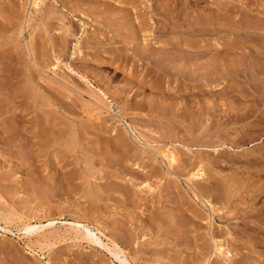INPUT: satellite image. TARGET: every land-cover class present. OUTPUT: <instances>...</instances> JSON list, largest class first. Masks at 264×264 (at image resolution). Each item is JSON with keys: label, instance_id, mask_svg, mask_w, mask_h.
Returning a JSON list of instances; mask_svg holds the SVG:
<instances>
[{"label": "rangeland", "instance_id": "374dc122", "mask_svg": "<svg viewBox=\"0 0 264 264\" xmlns=\"http://www.w3.org/2000/svg\"><path fill=\"white\" fill-rule=\"evenodd\" d=\"M40 1L0 0V130L16 118L19 126L8 149L0 134V225L8 219L16 235L0 233V264H119L75 239L69 225L79 220L102 230L133 264H264V0ZM81 2L86 6L69 15ZM161 4L177 10L166 15ZM93 6L104 15L111 6L109 17L129 31L80 11ZM142 22L150 28L142 31ZM145 37L158 49L171 40L170 52L185 56L183 72L174 54L169 75L138 62ZM163 102L169 108L162 114L156 109ZM53 127L77 138L64 159L65 139L40 147ZM41 133L33 147V134ZM117 134L126 135L134 158L116 159ZM168 149L187 167L179 171L177 163L179 172L166 175L160 153ZM199 163L211 180L189 182ZM68 173L76 177L71 191L59 188ZM196 182L220 186V193L202 194L219 211L213 230L194 201ZM52 221L33 237L18 231L26 222ZM212 234L231 257L211 249L202 257Z\"/></svg>", "mask_w": 264, "mask_h": 264}, {"label": "bare ground", "instance_id": "6f19581e", "mask_svg": "<svg viewBox=\"0 0 264 264\" xmlns=\"http://www.w3.org/2000/svg\"><path fill=\"white\" fill-rule=\"evenodd\" d=\"M37 1H39V0H34V4L35 5H37ZM42 1V0H41ZM40 1V2H41ZM112 1H114V0H112ZM145 1V0H144ZM144 1H141L142 3H144ZM150 1V0H149ZM151 1H153V0H151ZM133 2V1H132ZM257 2H258V0H257ZM141 3V4H142ZM177 3V2H176ZM243 3V2H242ZM71 5V4H70ZM78 7L76 8V9H74V10H72L70 13H69V15H74V12L75 11H78L80 8H81V6H86L83 2H81V4H78L77 5ZM103 6V5H102ZM80 7V8H79ZM94 7V6H93ZM88 8V7H87ZM86 7L85 8H82L80 11H82V12H84V11H87V13L88 14H90V16H92V17H94L95 19H107L106 20V24L110 27V28H114V27H118V28H123V29H126V30H124V31H129L128 29L130 28L129 27V24H127L126 22H123V23H121V21H119L118 19H112V18H110L109 17V13L108 12H110L111 11V6H105V7H103L104 9H106V14L104 15L103 13L104 12H102L100 9V7L98 6L97 8H89L88 10H85V9H87ZM157 8L159 9V11L160 12H162V13H164V14H166V15H169V16H173L174 15V13L176 12V8L174 7V6H168V5H163V4H161V5H158L157 6ZM64 9V8H63ZM68 11V10H67ZM185 11V10H184ZM85 13V12H84ZM111 13V12H110ZM182 13V12H181ZM101 14H103V15H101ZM55 16V15H54ZM169 16H167V17H169ZM129 18V17H128ZM216 22V21H215ZM147 24V23H146ZM146 24H144L143 22H142V24H141V27H140V29L142 30V31H144V30H147L148 28H150V27H148V24L146 25ZM164 26V29L166 30V29H168V26L167 25H163ZM129 27V28H128ZM118 28H117V30H118ZM53 31V30H52ZM70 30H66V34L69 32ZM121 30H119V32H120ZM59 33L61 32V31H58ZM150 32V31H149ZM148 34V33H147ZM146 34V35H147ZM55 35H56V33H55ZM55 35H54V37H55ZM69 35H70V33H69ZM150 35V34H149ZM152 35V34H151ZM124 38H127L128 39V42H132L133 40H134V42H136V40H135V38L136 37H129V35H126ZM60 39V38H59ZM66 40V39H65ZM65 40H64V37H61V39L59 40L60 41V43H61V45H63L64 47L66 46V44H65ZM67 42V41H66ZM56 43H58V41H56ZM158 43L156 42H154V39H151V37L149 38H144V46L143 47H140V48H138V50H137V52H136V58L138 59V62L140 61V62H143V63H146L147 62V64L148 65H152L153 67H155L157 70H159V71H161V72H163V73H165V74H168V71H170V70H168L169 69V64H170V58H171V55H173L174 53H171L170 52V50H171V48H172V42H171V40H169V39H167L166 40V47L165 48H162V49H158V47L156 48L155 46L157 45ZM88 47V46H87ZM155 47V48H154ZM156 49V50H155ZM105 51V50H104ZM107 52V51H106ZM181 53V52H180ZM42 54V53H41ZM183 54L181 53L180 55H179V53L177 54V53H175L173 56H172V61L174 62V60H178V63H177V65L175 66L176 68H178V71L179 72H181L182 71V67H183V62H184V58H185V56H184V58H183V56H182ZM182 56V57H181ZM98 58V57H97ZM120 58V57H119ZM9 59V58H8ZM215 59V61H217V57H215L214 58ZM114 61H116V58H114ZM146 61V62H145ZM96 62H100V64H103V62L100 60V59H97L96 60ZM127 62V61H126ZM114 64V63H113ZM138 64V63H137ZM216 64V63H215ZM3 65V64H2ZM5 65H6V63H5ZM16 65H17V63H16ZM135 65H136V63H135ZM14 66V65H13ZM174 66H173V68H175ZM16 68H17V66H16ZM175 68V72H177V69ZM7 69V68H6ZM5 69V70H6ZM181 69V70H180ZM3 71L4 73H6L7 71ZM10 72V71H9ZM14 72V71H13ZM172 72V71H171ZM173 72H174V70H173ZM172 72V73H173ZM174 72V73H175ZM183 72V71H182ZM8 73V72H7ZM6 73V74H7ZM169 74H171V73H169ZM168 74V75H169ZM159 75V74H158ZM176 75V74H175ZM10 76V75H9ZM8 76V77H9ZM82 76V75H81ZM173 76V75H172ZM178 76H179V74H178ZM5 77V76H4ZM181 77H183L182 76V74H181ZM180 77V78H181ZM11 78H12V76H11ZM15 79V78H14ZM82 79H84V80H88L87 79V77L85 76H82ZM13 80V79H12ZM132 80V79H131ZM8 82V81H7ZM90 81H88V83H89ZM141 82V81H140ZM129 85H131V84H133V83H135L134 81H129V82H127ZM142 83H146L145 82V79H143V81H142ZM140 84V83H139ZM137 85H138V83H137ZM140 86V85H139ZM129 88V87H128ZM132 88V87H131ZM123 92V91H122ZM160 92V91H159ZM26 93V92H25ZM18 94V93H17ZM102 94H103V92H102ZM104 96V95H103ZM106 96V95H105ZM133 96V95H132ZM17 97V96H16ZM130 98H131V96H130ZM129 98V99H130ZM164 101V100H163ZM166 102V101H165ZM165 102H163L164 104H162L161 106H160V108L159 109H156L157 110V112H160L161 111V113L162 112H167V109L169 108V107H167V105L165 104ZM3 105V104H2ZM154 105V104H153ZM4 108V107H3ZM175 108H179V106L178 105H176L175 107H174V109ZM155 109V108H154ZM176 110V109H175ZM204 110V109H203ZM3 111V110H2ZM155 111V110H154ZM181 112V111H180ZM173 113V112H172ZM89 114V113H88ZM163 114V113H162ZM161 114V115H162ZM20 115V114H19ZM174 115V114H173ZM17 116V115H16ZM165 116V115H164ZM17 117H19V116H17ZM10 118V117H9ZM7 119V118H6ZM13 119V118H12ZM100 119V118H99ZM9 121V120H8ZM177 121V120H176ZM2 122V121H1ZM5 122V121H4ZM22 122V121H21ZM50 122V121H49ZM48 122V123H49ZM48 123H46V126H47V124ZM17 124V125H16ZM19 124H21V123H19ZM18 118H16V119H13V120H11L9 123L6 121L5 123H4V125H3V127L1 128V130H0V134L2 135V137H1V141H2V144H4L3 145V147L4 148H7L8 149V147L10 146V144L9 143H11L10 142V140L9 139H7V138H10V133L12 132V131H17L18 130ZM132 127V126H131ZM59 128V127H58ZM53 129V131L49 134V136H46V133H41V134H33V136H32V138H34L33 139V147H37V144H38V142L40 141V139L38 138L39 136H41L42 138H44V136H46V139L44 140V141H42V143L40 142V147L42 146V147H44V149H49L51 146H52V142H56V141H58V140H66V142H67V146H68V148L66 149V152H65V154L61 157L62 159H64V157L67 155V154H72V153H74L75 151H76V141H77V138H76V136L74 135V133L73 132H69L68 130H67V128L65 129H62V130H59V129H57L56 127H53L52 128ZM71 131V130H70ZM115 131V130H114ZM131 131L132 132H127L129 135H131V134H133V135H135L136 134V132L133 130V129H131ZM20 132H23V131H20ZM20 135H22L23 133H19ZM29 134V133H28ZM48 134V133H47ZM9 135V137H6V136H8ZM12 135H14V134H12ZM12 135H11V137H12ZM17 135V134H16ZM125 135V134H124ZM123 134H117L116 136V138L114 139V143H115V152L116 153H119V154H117L118 156V158H116V159H122V158H130V157H135V153H132V155H130V156H128V147H127V145H128V141H127V139H126V135L124 136ZM22 137V136H21ZM26 137V136H25ZM132 137V136H131ZM135 137V136H134ZM133 137V138H134ZM11 139V138H10ZM8 140H9V142H8ZM14 143V142H13ZM132 143V142H131ZM12 145V144H11ZM18 145V144H17ZM114 146V145H113ZM134 146V145H133ZM13 147H15V145L13 146ZM13 147H12V149H13ZM22 147V146H21ZM97 149V148H96ZM130 150V149H129ZM189 150H191V149H189ZM14 152V151H13ZM44 152V151H43ZM23 153H25V152H23ZM160 155H161V157H162V159H163V162H164V164L163 165H161V166H165L166 168H167V171H166V175H168V174H172V172H174L175 170H177L178 171V169H179V171H182L184 168H186L187 167V164H189L188 163V160L187 159H184L183 157H180L179 158V156H176L174 153H173V151H170L169 149L165 152V153H160ZM179 159H178V158ZM192 157V156H191ZM37 158V157H36ZM189 158V157H188ZM111 161V160H110ZM115 161V160H114ZM129 161V160H128ZM65 162V161H64ZM124 162V161H123ZM179 164L180 165V167H178V169H176L175 167H176V164ZM200 164V163H199ZM203 164V163H202ZM137 169V168H136ZM154 170V169H153ZM178 171V172H179ZM134 174L135 173V171H132L131 172V174ZM155 173H157V171L156 170H154V171H151L150 172V176L149 177H152V176H154V174ZM191 173V172H190ZM69 174V173H68ZM76 174V173H75ZM67 175V174H66ZM66 175H64V176H66ZM77 175V174H76ZM68 176V175H67ZM65 177V178H63V179H61V183H60V189H63L64 188V186H67L68 188H69V191H71V190H73V186H71V187H69L73 182L72 181H74L75 179H76V177H74V175H71V174H69V177ZM206 177V173H205V169H204V167H203V165H199L195 170H194V172L193 173H191L190 174V178H189V182H191V181H209V180H211V178L210 179H208V177L207 178H205ZM131 179V178H130ZM230 179H232V178H230ZM133 180V179H132ZM233 180V179H232ZM232 180H231V182H232ZM112 181V180H111ZM135 181H136V179H135ZM235 181V180H234ZM233 181V182H234ZM146 181H144V182H141L140 183V185H142V184H146L145 183ZM148 182V181H147ZM197 183V185L196 186H198V189L197 190H193L194 192V195H193V197H194V201L197 203V204H199V205H201L202 207H203V209H205L206 211H207V218L209 219V225H210V230H213V227L215 226V224H214V222H215V219H217V217H218V209L215 207V205H214V203L212 202V201H210V199L209 198H207V199H205L203 196H202V194H209V192L210 191H214L215 193H218L219 192V190H221V189H219L220 188V186H218L217 184H212V183H210L209 185H207V184H205V183H201V182H196ZM135 183H134V181H133V185H134ZM136 185H138V184H136ZM190 185V184H189ZM226 185H227V193H229V190H230V188H232V184L229 182V181H227L226 182ZM48 186V185H47ZM148 185L146 184V185H144V187L146 188ZM66 187V188H67ZM149 187V186H148ZM142 188V187H141ZM222 188H223V186H222ZM65 189V188H64ZM75 189V188H74ZM124 191V190H123ZM143 191V190H142ZM220 193V192H219ZM73 194V193H72ZM129 194V193H128ZM226 194V193H225ZM229 195V194H228ZM46 199H50V197H51V193H49V191L48 192H46ZM58 213V212H57ZM182 216V215H181ZM195 218H196V220H198V221H200L203 217H204V214L202 213V212H196L195 213V216H194ZM85 218V217H84ZM38 219H40V218H38ZM154 219H159L162 223H166L165 222V220L160 216H156V217H154ZM259 219V218H258ZM257 219V220H258ZM259 222H261L263 225H264V220L262 221L261 219H259L258 220ZM176 222H178L179 223V225L181 226L180 227V229H179V231H180V233H184V231L186 230V225H187V221L185 220V219H183V218H178L177 220H176ZM36 223V222H35ZM72 223V222H71ZM41 224V223H40ZM70 224V223H69ZM54 225H55V223H54V221H52V222H50V223H48L47 225H44V224H41V225H38V224H35V225H33V224H31L30 222H26V223H24L23 224V227L22 228H20V230H18L19 231V233H22L24 236H26V237H33L34 235H36V234H38L39 232H42V231H44L45 229H47V228H51V227H54ZM165 225V224H164ZM10 221L8 220V219H6V222H5V225L4 226H2V225H0V233L4 236H12V237H16V235L13 233V231L10 229ZM69 226H71V228L70 229H72L74 232H76V240H78V241H85L86 243H87V245H89V247H99V248H101V249H103V250H106V252L107 253H109L110 255H111V258H113V260L114 261H116V262H118L119 264H133L134 263V261L132 260V262H131V259H129L128 258V256L126 255V253L124 252V250L118 245V244H116V242L115 241H113V240H111L110 238H108L105 234H104V232L102 231V230H100V229H98L99 231V233H96V232H94L87 224H84V222L83 223H81V221L79 220V221H74L72 224H70ZM162 226V225H161ZM114 228H115V230H118L119 229V226H118V224H115L114 225ZM58 230V229H57ZM214 232V231H213ZM18 233V232H17ZM43 233V232H42ZM72 234V233H71ZM75 234V233H74ZM73 234V235H74ZM214 234H215V232H214ZM214 234H212V236H211V239H210V242H211V244L212 245H205V244H202L201 245V250L200 251H202V253H201V255H202V257H206L207 255H209L211 252H212V254H213V256H219V257H221V256H229V257H231L230 256V252H227L226 251V249H224V247H223V245L221 244V241H219V239H217V237H215L214 236ZM220 234V233H219ZM98 235H100V236H98ZM62 236V235H61ZM117 236V235H116ZM75 237V236H74ZM103 237H105V238H107V240H108V242L109 243H112V247H110L109 246V243L108 242H106V243H108V244H106L104 241H103ZM63 238V237H62ZM78 238H80V239H78ZM44 242H46V241H44ZM50 244V243H49ZM49 246V245H48ZM51 247V246H50ZM53 247V246H52ZM211 249V252L209 251V250Z\"/></svg>", "mask_w": 264, "mask_h": 264}]
</instances>
